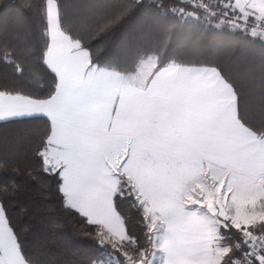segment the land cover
<instances>
[{
  "label": "snow or ice",
  "instance_id": "obj_1",
  "mask_svg": "<svg viewBox=\"0 0 264 264\" xmlns=\"http://www.w3.org/2000/svg\"><path fill=\"white\" fill-rule=\"evenodd\" d=\"M0 264H264V0L0 2Z\"/></svg>",
  "mask_w": 264,
  "mask_h": 264
},
{
  "label": "trees",
  "instance_id": "obj_2",
  "mask_svg": "<svg viewBox=\"0 0 264 264\" xmlns=\"http://www.w3.org/2000/svg\"><path fill=\"white\" fill-rule=\"evenodd\" d=\"M0 2H4V0H0ZM6 2H9V3H20L22 2V0H6ZM224 55H227V53H222Z\"/></svg>",
  "mask_w": 264,
  "mask_h": 264
}]
</instances>
